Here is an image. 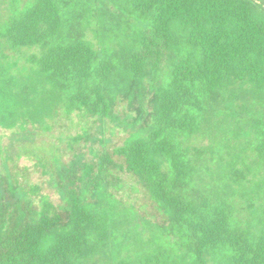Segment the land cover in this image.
I'll use <instances>...</instances> for the list:
<instances>
[{"label": "trees", "instance_id": "1", "mask_svg": "<svg viewBox=\"0 0 264 264\" xmlns=\"http://www.w3.org/2000/svg\"><path fill=\"white\" fill-rule=\"evenodd\" d=\"M0 131V264H264V0H0Z\"/></svg>", "mask_w": 264, "mask_h": 264}, {"label": "rangeland", "instance_id": "2", "mask_svg": "<svg viewBox=\"0 0 264 264\" xmlns=\"http://www.w3.org/2000/svg\"><path fill=\"white\" fill-rule=\"evenodd\" d=\"M14 145H15V142L12 140V136H10L9 133L0 131V146H6L8 148L13 149ZM17 163L20 168H23L25 166L29 168L28 179L31 183L39 184L42 187V192L44 194L51 195L53 199H57V196L54 193H52V191L50 190L49 185L45 183L46 178L42 177L39 172H36L34 170L31 162L24 160V158H22Z\"/></svg>", "mask_w": 264, "mask_h": 264}]
</instances>
